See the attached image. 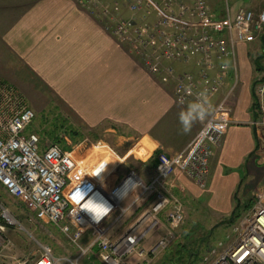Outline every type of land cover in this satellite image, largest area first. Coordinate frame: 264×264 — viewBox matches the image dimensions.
Listing matches in <instances>:
<instances>
[{
	"label": "built area",
	"instance_id": "built-area-1",
	"mask_svg": "<svg viewBox=\"0 0 264 264\" xmlns=\"http://www.w3.org/2000/svg\"><path fill=\"white\" fill-rule=\"evenodd\" d=\"M77 2L127 45L162 84L172 83L174 101L182 107L202 91L206 90L209 98L216 93L228 69L223 67L224 61L233 55V47L264 33V10L255 13L240 8L233 18L228 11L223 17H216L206 0ZM191 61L196 65L195 70L178 72L174 66ZM253 92L256 115L250 124L257 141L258 158H264V80L254 84ZM230 93L231 90L212 103L213 114L201 122L183 150L158 153L150 181L144 182L131 169L120 183L109 189L105 181L94 183L86 179L73 151L64 149L58 142L42 139L39 133H27L36 118L35 111L12 83L0 77V186L10 197L28 202L32 217L55 226L76 250L74 256H56L48 245H40L37 256L18 259L15 264H81L83 257L94 249L103 264H151L167 247L168 237L161 238L148 250L137 245L157 225V215L164 213L168 236L185 220L182 201L166 192L163 183L179 170L198 188H206L211 158L231 123ZM129 181L132 183L125 187L126 198L139 189L137 199L152 198L150 209L138 223L112 238L110 230L130 209L122 205L125 198L116 193ZM69 185L72 189L67 195L65 190ZM91 200L107 201L112 206L111 214L99 223L94 222L82 209ZM250 200L251 207L243 212L233 229V240L222 248H211L209 255L196 264H264V184L252 191ZM146 221L149 225L141 230ZM14 223L18 221L0 203V231ZM86 233L90 240L84 244ZM132 256L139 260L130 263Z\"/></svg>",
	"mask_w": 264,
	"mask_h": 264
},
{
	"label": "crops",
	"instance_id": "crops-1",
	"mask_svg": "<svg viewBox=\"0 0 264 264\" xmlns=\"http://www.w3.org/2000/svg\"><path fill=\"white\" fill-rule=\"evenodd\" d=\"M206 3L216 17L229 12L219 0ZM245 9L255 13L264 10V0H251ZM248 41L252 42L251 47L247 42L233 47V55L224 61L228 69L221 87L210 97L216 103L231 90V123L211 158L206 188H198L179 170L163 183L166 192L182 201L185 219L190 205H201V198H208L210 210L231 215L236 201L244 204L240 201L242 197L250 200L264 176L250 124L256 115L253 86L260 76L253 78L252 70L256 69L260 55L254 60L249 55L253 45L257 52L263 48L264 33ZM0 61L18 65L10 69L20 70L23 86L30 84L36 90L44 89L56 105L69 111L74 124L91 131L96 145L80 154L76 153V145H69L67 150L73 151L81 164L91 161L81 167L88 181H105L109 189L131 169L144 182L150 181L155 173L156 153L174 154L183 150L201 127V122H197L189 133L181 131L179 113L186 107L174 101L172 83L162 84L127 45L77 0H0ZM174 66L178 72L196 69L193 61ZM261 71L258 74L264 72ZM97 146L107 149L104 158L94 153ZM71 186L65 190L67 195ZM139 192L136 189L122 202L131 209L110 230L112 238L119 237L149 211L152 198L137 199ZM7 195L0 186V198L7 199ZM157 218V225L147 234L151 233V240L159 241L169 235V226L164 213ZM148 223L141 225V230ZM86 235L89 233L83 238ZM153 246L142 248L148 250ZM163 250L156 255L158 258ZM37 255L38 251L15 247L10 238L0 233V264H14L18 259ZM138 260L132 256L129 262Z\"/></svg>",
	"mask_w": 264,
	"mask_h": 264
},
{
	"label": "rangeland",
	"instance_id": "rangeland-1",
	"mask_svg": "<svg viewBox=\"0 0 264 264\" xmlns=\"http://www.w3.org/2000/svg\"><path fill=\"white\" fill-rule=\"evenodd\" d=\"M219 3L224 8L226 6L229 8V12L233 18L235 10L242 7L247 8L250 6L251 0H219ZM4 5H7V3L4 2ZM251 43V41H247L246 44L251 47ZM253 48H255L254 45L249 49V55L253 60L260 55L256 61L261 69H253L252 74L253 78L260 75L258 78L260 79L264 75V72L258 74V72H262L261 70L264 71V46L259 52ZM14 64L15 63L0 61V76L10 81L17 90L24 95L28 104L35 111L36 118L27 129V133H39L37 131H40L46 135L47 132L53 131V128H57L55 125H60V128H58L59 137L67 146H78V148H76V153L80 154L79 152L97 144L91 131H86L82 127L74 124L69 111L56 105L50 93L44 92V89L36 90L30 84L28 86H23L19 78L21 73L20 70L15 68L10 69ZM14 66L18 67V65ZM66 129L70 131L73 129L79 132V136L77 137L79 140L73 141L72 138L68 136V133L65 132ZM63 135L67 136V138L63 139ZM44 140L52 141L49 137H44ZM60 143L61 146L64 144L62 142ZM106 151L107 149L99 148V146L94 149V153L102 158L107 155ZM94 161H97L96 155ZM90 162L91 161L88 160L86 164H90ZM258 162L264 165V158H258ZM78 164V168L81 170V167L85 163L82 162L81 164L80 161H78ZM78 171L76 170V173ZM260 184H264V176ZM207 199L208 198H205V200H203V198H201V205L199 206L195 203V205H190L188 218L184 220V223L180 227L173 230L171 236H166L169 240L167 247L161 252L159 258L156 256V259L153 260L151 264H196L202 261V258L209 255L208 251L211 248L217 246L222 248V246L233 240L235 237L233 229L238 221H228L230 213L226 215L223 212L218 213V211L210 210ZM240 201L241 203L247 202L245 197H242ZM0 203L8 209L10 216L18 221V223H14L13 225H6L5 229L0 231L1 234H5L6 237L10 238V240L15 243V247L18 245L20 247H27L31 250L39 251L40 245H48L56 256L75 255L76 250L74 247H72L67 238L55 226L38 221L32 217L33 212L28 202L7 195V199L0 198ZM198 208L199 211L196 212ZM232 210L233 207L231 208V211ZM238 210H243V204H241ZM150 238L151 233L141 239L137 247L147 248L152 244L155 245L158 240H151ZM89 240L90 236L86 235L85 238L82 239V242L87 244ZM87 257V255L83 257L81 261L82 264L86 261V264H98Z\"/></svg>",
	"mask_w": 264,
	"mask_h": 264
},
{
	"label": "clouds",
	"instance_id": "clouds-1",
	"mask_svg": "<svg viewBox=\"0 0 264 264\" xmlns=\"http://www.w3.org/2000/svg\"><path fill=\"white\" fill-rule=\"evenodd\" d=\"M223 67H228L227 62H225ZM213 112L214 106L206 90L198 93L196 99L189 102L186 108L179 113L181 131L185 134L189 133L195 123L208 120ZM130 186V190H132L133 186ZM116 195L120 198H126L125 189L117 190ZM82 209L87 211L91 215L93 221L97 223L104 217L109 216L112 212V206L107 201L91 200Z\"/></svg>",
	"mask_w": 264,
	"mask_h": 264
},
{
	"label": "trees",
	"instance_id": "trees-1",
	"mask_svg": "<svg viewBox=\"0 0 264 264\" xmlns=\"http://www.w3.org/2000/svg\"><path fill=\"white\" fill-rule=\"evenodd\" d=\"M256 69L257 70H260L261 68L259 67V64L257 63L256 64ZM259 80H264V75L259 79ZM258 81V80H257ZM256 81V82H257ZM254 94V92H253ZM255 105H256V96L254 94V103H253V107L255 108ZM57 128H53V131L51 132H47V134L45 135L44 133H41L40 131H37L39 132L40 135H42V139H44V137H49L53 142H62L64 143L62 146L64 149H68L69 147L65 144L64 141H62V139L59 137L58 135V128H60V125H55ZM65 132L68 133V136L72 138L73 141H78L79 139H77V137L79 136V132H76L74 131L73 129L70 131L69 129H66ZM61 144V143H60ZM158 155V152L156 153V156ZM241 204L239 203V201H236V205L234 206V209L229 217V220L228 221H237L240 216L243 214V212L247 211L250 207H251V200H248L247 202H245L243 204V210H238L240 208ZM97 252V249H94L92 253H90V255L87 257L91 260H93L94 262H97L98 264H102L95 256ZM87 261L84 263L86 264ZM82 264V263H81Z\"/></svg>",
	"mask_w": 264,
	"mask_h": 264
},
{
	"label": "bare ground",
	"instance_id": "bare-ground-1",
	"mask_svg": "<svg viewBox=\"0 0 264 264\" xmlns=\"http://www.w3.org/2000/svg\"><path fill=\"white\" fill-rule=\"evenodd\" d=\"M132 181H129L122 189H125V187H127L129 184H131ZM120 190V189H119Z\"/></svg>",
	"mask_w": 264,
	"mask_h": 264
},
{
	"label": "water",
	"instance_id": "water-1",
	"mask_svg": "<svg viewBox=\"0 0 264 264\" xmlns=\"http://www.w3.org/2000/svg\"><path fill=\"white\" fill-rule=\"evenodd\" d=\"M157 162V158H155V163Z\"/></svg>",
	"mask_w": 264,
	"mask_h": 264
}]
</instances>
